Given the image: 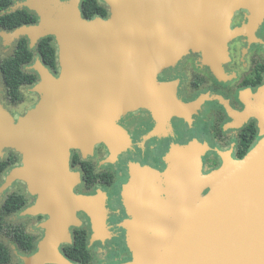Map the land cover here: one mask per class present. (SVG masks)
Here are the masks:
<instances>
[{"label": "water", "instance_id": "1", "mask_svg": "<svg viewBox=\"0 0 264 264\" xmlns=\"http://www.w3.org/2000/svg\"><path fill=\"white\" fill-rule=\"evenodd\" d=\"M80 2L18 1L10 10L26 9L38 21L3 34L7 45L27 38L30 50L54 37L62 68L55 77L40 59L35 61L38 81L32 90L41 100L17 123L0 108V161L6 148L23 155L5 187L26 181L36 200L24 213L48 215L40 224L42 240L22 257L23 264H72L59 245L71 243L69 228L80 225L77 210L93 219L95 239L102 232L100 200L73 192L79 175L70 170V149L79 148L86 157L103 143L107 161L113 162L129 144L116 125L120 115L143 102L173 108L153 84L159 68L174 63L186 44L206 48L211 60L222 59L225 42L237 33L230 28L234 12L249 6L254 22L264 12V0H105L110 18L86 20ZM197 148L192 145L170 159L184 170L190 194L179 191L172 166L156 188L153 172L133 169L139 190L125 188L132 219L123 224L128 247L139 257L132 264H264V137L242 159L226 156L204 175Z\"/></svg>", "mask_w": 264, "mask_h": 264}, {"label": "flooded vegetation", "instance_id": "2", "mask_svg": "<svg viewBox=\"0 0 264 264\" xmlns=\"http://www.w3.org/2000/svg\"><path fill=\"white\" fill-rule=\"evenodd\" d=\"M230 28L237 33L225 42L222 59L211 60L206 48L194 50L186 44L174 63L159 68L153 84L173 108L157 109L143 102L120 115L116 125L124 130L129 144L113 162L107 161L109 149L103 143L96 144L86 157L79 148L70 149V170L79 175L73 192L100 200L96 208L103 227L95 239L93 219L85 210L75 212L80 225L69 228L71 243L59 245L72 264H132L139 260L128 247V232L123 227L132 219L124 201L125 188L134 193L139 190L135 167L153 172L151 183L156 188L172 166L179 191L190 194L193 188L184 182V170L171 157L198 146V170L204 175L219 168L226 156L242 159L264 137V12L254 22L252 9L241 6L232 16ZM42 216L43 221L48 219V215ZM76 231L86 235V261L70 260L66 254Z\"/></svg>", "mask_w": 264, "mask_h": 264}, {"label": "trees", "instance_id": "3", "mask_svg": "<svg viewBox=\"0 0 264 264\" xmlns=\"http://www.w3.org/2000/svg\"><path fill=\"white\" fill-rule=\"evenodd\" d=\"M22 0H0V29L12 31L23 25L36 24L37 16L26 9L11 11L10 7ZM81 15L86 20L95 17L106 18L107 11L99 4V0H81ZM53 37L41 39L34 51L30 50L27 38L21 37L16 40L12 54L0 63V74L3 80L5 97L16 104L22 100L20 92L21 87L34 85L38 81L37 74L26 73L23 67L32 62L34 52L37 53L42 64L49 70L55 71L57 51L53 46ZM17 157L9 155L7 159L0 161V177L6 168L17 163ZM88 164V163H87ZM88 164L87 166H89ZM91 171V166L86 169ZM26 205V199L20 194H10L6 197L0 208V234L4 233L10 238L17 248L23 252L34 251V237L27 234L22 226L6 225L4 218L14 214ZM66 254L70 260L86 261L89 258V252L86 249V235L84 231L75 232L71 246H67ZM10 255L8 249L0 243V264H8Z\"/></svg>", "mask_w": 264, "mask_h": 264}, {"label": "rangeland", "instance_id": "4", "mask_svg": "<svg viewBox=\"0 0 264 264\" xmlns=\"http://www.w3.org/2000/svg\"><path fill=\"white\" fill-rule=\"evenodd\" d=\"M99 4L107 11V17L104 19L108 20L111 15L109 6L105 3V0H99ZM3 34H4V30L0 29V63L12 54L16 42L13 41L9 45H7L6 39ZM53 39L54 40L52 44L57 51L56 69L55 71L52 70L50 71L55 77H58L61 73L62 68L58 58V46L54 37ZM37 60H39V57L37 53L34 52L32 62L24 66L22 68L23 71H25L26 73L37 74L36 71L33 69V65ZM35 84L31 86L21 87L20 92L22 95V100L19 103L12 104L5 97L2 78L0 75V108L6 110L14 118L15 123H17L20 118L25 116L31 109H33L40 102L41 95L32 90ZM9 155L16 156L18 160L16 164L6 168L0 177V208L6 197L9 196L10 194L16 193L23 195L25 197L26 199L25 207L20 211L5 217L4 221L6 225L22 226L27 234L33 236L35 239L34 240V246H35L34 251H35L37 244L42 240L44 236V231L40 227V224L43 222V216L41 214L30 215L24 213V210L30 207L36 200V196L32 195L29 192L26 181L15 180L10 185L5 187V179L8 173L10 172V170L13 169L14 167L21 165L23 160V155L14 148L4 149V155L2 160L7 159ZM0 243H2L9 251V255H10L9 264H23L22 257L25 256L24 253H22V251H20L17 248V246L13 243V241H11L4 233L0 234ZM34 251H32V253Z\"/></svg>", "mask_w": 264, "mask_h": 264}]
</instances>
